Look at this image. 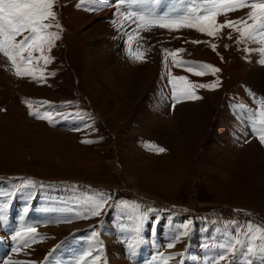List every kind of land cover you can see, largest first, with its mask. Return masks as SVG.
Listing matches in <instances>:
<instances>
[{"label": "rangeland", "instance_id": "374dc122", "mask_svg": "<svg viewBox=\"0 0 264 264\" xmlns=\"http://www.w3.org/2000/svg\"><path fill=\"white\" fill-rule=\"evenodd\" d=\"M79 3L55 5L62 31L46 53L51 62L40 61L43 80L17 77L0 55L1 262L48 264L43 260L56 246L62 258L68 255L66 264L78 251L75 264H215L219 245L237 234L247 243L249 221L264 226V143L252 131L249 112L264 99L261 45L237 43L231 29L216 37L187 28L153 29L133 33L129 41L124 33L131 29L118 26V0ZM107 9L114 11L99 20ZM99 21L103 27L93 28ZM129 50L143 58H130ZM164 50L186 64L176 66L168 55L165 67ZM191 64L219 72L198 76L186 70ZM177 76L191 82L175 81L177 96L187 88L200 99L174 101L169 81ZM217 80L214 89L192 87ZM37 110L52 122L29 114ZM132 192L155 195L166 205ZM100 194L110 199L99 216H91ZM6 211L14 216L12 225L4 222ZM104 215L102 232L95 234L93 225ZM93 234L87 251L68 246ZM241 251L237 245L236 255L220 264H264L259 253Z\"/></svg>", "mask_w": 264, "mask_h": 264}, {"label": "snow or ice", "instance_id": "6c2138e0", "mask_svg": "<svg viewBox=\"0 0 264 264\" xmlns=\"http://www.w3.org/2000/svg\"><path fill=\"white\" fill-rule=\"evenodd\" d=\"M58 0H0V55L11 63L14 74L17 77L29 76L33 80H43L45 73L41 68L42 60L46 66L51 62L52 57L46 53H50L55 46V42L60 39L62 25L58 20V15L54 11ZM86 0H80L78 7L83 6ZM88 3H96V0H87ZM116 2V0H113ZM127 5V9L121 11V7ZM136 5L137 7H133ZM140 5H144L141 7ZM157 5L159 7H154ZM249 9L245 16L236 20L227 19L228 13ZM89 11L97 10L89 8ZM117 15L121 18L118 25L125 28V24L131 29L125 31L128 40L133 39V33L139 31L151 32L153 29H167L170 32L179 31L180 29H194L202 34L210 37L219 36L224 29H231L238 34L237 43L253 42L261 45L258 49L264 55V0H118ZM224 16L223 23L218 18ZM135 25V27H132ZM232 39L231 33L227 37ZM144 39V37H139ZM192 43H200V41H192ZM215 50L216 45H211ZM139 47V46H138ZM165 51V67H167V57L171 55L176 66H184L183 60L176 59V53ZM183 51L182 49L177 52ZM251 52L252 49H247ZM38 54V55H37ZM130 58L140 60L143 53L136 51H128ZM264 63V59L260 61ZM201 69L197 71L196 69ZM195 75H204V70H210L213 74L219 72L218 68H214L208 64H191L186 69ZM55 75V73H50ZM181 81L190 84L184 76L173 77L169 82L173 89V100L180 99H200L195 92L182 88L179 96L176 94L177 84L175 81ZM216 84H199L192 87L214 89ZM29 107H32L31 102ZM258 108L256 110L249 109L251 113L250 120L252 131L258 135L261 143H264V99L257 101ZM174 107V105H173ZM30 115L37 119H45L50 123L52 117L49 113H41L38 110L32 111ZM83 143H91L92 141H82ZM157 153L165 151L164 148L155 145H146ZM31 184L33 181H28ZM110 197H104L100 194V198L94 202L91 209V216H99L104 209ZM34 229H27V233H34ZM247 243L239 239L237 234L225 244L219 245L223 250L219 253V259L215 264L227 259V255H236L237 245L240 246L241 255L251 256L259 253L264 257V226L253 225L251 221L247 223L246 231L243 232ZM17 237L21 233L16 234ZM260 241L261 243H257ZM27 243V242H25ZM173 245H169L172 247ZM14 252L17 249H13ZM170 259V258H169ZM5 264H25L20 261H5Z\"/></svg>", "mask_w": 264, "mask_h": 264}, {"label": "bare ground", "instance_id": "6f19581e", "mask_svg": "<svg viewBox=\"0 0 264 264\" xmlns=\"http://www.w3.org/2000/svg\"><path fill=\"white\" fill-rule=\"evenodd\" d=\"M137 7V6H136ZM156 7H159V6H156ZM113 9L112 10H109V9H107L105 12H103V13H101V15H99L98 16V19L99 20H101V19H104V17H108L109 16V14H112L113 13ZM91 19L93 20V18L91 17ZM97 19V18H96ZM91 21V20H90ZM98 24L97 25H94L93 26V28H96V27H103L102 25L104 24V23H102L101 21H99V22H97ZM14 221V220H13ZM13 221H12V224H13ZM11 224V225H12ZM0 255H1V251H0ZM7 260H11V261H14V259L13 258H8ZM7 260H5V261H7ZM5 264V262L4 261H2L1 262V260H0V264Z\"/></svg>", "mask_w": 264, "mask_h": 264}, {"label": "crops", "instance_id": "0c3cea01", "mask_svg": "<svg viewBox=\"0 0 264 264\" xmlns=\"http://www.w3.org/2000/svg\"><path fill=\"white\" fill-rule=\"evenodd\" d=\"M35 86H37V85H35ZM33 97V96H32ZM144 195H146V196H150V195H148V194H146V193H143L142 194V196H144ZM153 198H155V199H157L158 201H160V202H164L165 200H162V198L161 199H159V198H157V196L155 197V195H154V197ZM152 206H154L153 204H151Z\"/></svg>", "mask_w": 264, "mask_h": 264}]
</instances>
